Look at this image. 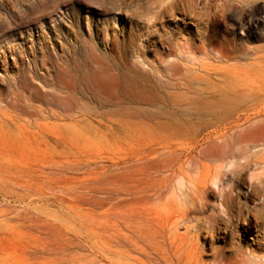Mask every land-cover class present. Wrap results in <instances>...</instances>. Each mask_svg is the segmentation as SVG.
I'll return each instance as SVG.
<instances>
[{
	"label": "rangeland",
	"instance_id": "rangeland-1",
	"mask_svg": "<svg viewBox=\"0 0 264 264\" xmlns=\"http://www.w3.org/2000/svg\"><path fill=\"white\" fill-rule=\"evenodd\" d=\"M174 2L0 0V264H217L186 183L201 149L264 157V0Z\"/></svg>",
	"mask_w": 264,
	"mask_h": 264
},
{
	"label": "bare ground",
	"instance_id": "bare-ground-1",
	"mask_svg": "<svg viewBox=\"0 0 264 264\" xmlns=\"http://www.w3.org/2000/svg\"><path fill=\"white\" fill-rule=\"evenodd\" d=\"M193 1L175 0L170 6V11L175 12L180 7H189ZM166 12H162V14L165 16ZM183 15L189 16L187 12H184ZM210 26L211 23L208 20L205 27L209 29ZM205 38L209 40L208 36H205ZM199 49L207 51L205 46ZM189 51H193V45H189ZM217 137L219 139L224 138L225 140L244 139L243 135L236 136L234 134H222ZM258 146L261 145L253 147H249L248 145H222L220 147L215 146L201 149L198 157L212 164L200 160L197 175L193 179H188L186 183L187 190L190 191L188 195H185L188 193L187 190L184 194L187 197L184 199L185 208L182 213L186 221L191 218L192 214H197L198 219L196 221L199 227L196 231L197 237H205L206 233L208 237L223 239L224 241V246L217 252V264L244 263L243 250L239 242L241 234L238 228L240 226L248 233L254 226L250 220L254 216L257 222L256 227H259L264 222V179L262 177L255 179L251 176L252 190L248 193L241 192V187L249 181V172L254 167L264 166V157L258 158V151L253 152ZM259 148L261 150L260 153H263L264 146ZM185 151L187 149H177L174 151L172 155L175 162L180 161ZM257 180L259 181L258 183L256 182ZM163 192V187H161L159 193ZM210 195H213L219 202L214 206V211H211L207 215L212 207L208 200ZM243 221L244 225H242ZM227 253H232L233 256H227ZM161 259L163 261L164 257H161Z\"/></svg>",
	"mask_w": 264,
	"mask_h": 264
}]
</instances>
